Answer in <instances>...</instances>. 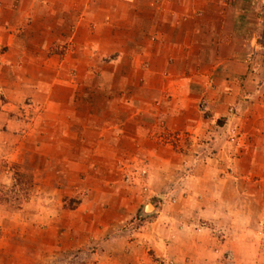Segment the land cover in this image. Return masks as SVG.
Instances as JSON below:
<instances>
[{
    "label": "crops",
    "instance_id": "obj_1",
    "mask_svg": "<svg viewBox=\"0 0 264 264\" xmlns=\"http://www.w3.org/2000/svg\"><path fill=\"white\" fill-rule=\"evenodd\" d=\"M37 1L0 0V19L7 23L11 16L13 44L20 51H34L33 44L48 49L35 37L40 30L53 36L74 31L72 45L82 54L89 36L95 38L94 48L121 53L109 77L116 87L108 94V123L86 130L81 101L75 113L67 111L68 120L65 112L56 113L51 124L52 148L63 149L59 156L78 177L93 175L85 169L89 147L100 157L92 172L108 181L114 179L112 158L126 154L125 149H140L141 155L155 156L164 166L173 155V166L182 167V153L173 149L165 133L177 134V148L187 136L188 144L208 138L225 146L230 132L240 135L235 137L233 172L220 176L208 170L210 164H227L226 155L224 162L208 159L199 163L201 169L187 173L195 183L189 194L205 197L197 199L193 227L189 221L182 227V208L170 204L157 207L155 216L140 214L128 221L137 209L128 205L119 187H104L97 193L107 203L82 204L71 220L51 218L44 230L36 225L29 245L34 258L43 248L45 253L56 247L85 251L98 244L84 264H220L228 239L219 241L212 229L202 235L198 224L201 218L220 222L213 197L225 194L226 188H212L213 180L225 187V181L235 180V193L256 197L255 204L264 210V0H44L57 6L47 13L51 24L40 23V29L35 26ZM29 60L35 67L48 63L35 56ZM67 60L60 66L67 67ZM122 67L124 72L118 70ZM115 119L126 124H115ZM69 149L76 150V161L69 160ZM250 181L252 189L246 186ZM151 209L153 205L146 207Z\"/></svg>",
    "mask_w": 264,
    "mask_h": 264
},
{
    "label": "rangeland",
    "instance_id": "obj_2",
    "mask_svg": "<svg viewBox=\"0 0 264 264\" xmlns=\"http://www.w3.org/2000/svg\"><path fill=\"white\" fill-rule=\"evenodd\" d=\"M54 6L57 4L37 1L36 27L40 29V23L51 24L47 13L54 10ZM7 17V23L0 19V264H84L86 259L92 258V251L98 248V244H92L85 251L81 248L60 251L56 247L45 253L43 248L39 257L34 258L29 246L33 243L31 231L36 225L44 230L45 221L51 218L63 223L71 220L73 212L82 204L107 203V197L97 193L104 187H119L128 205L137 209L128 221L140 217V214L155 216L157 207L170 204L182 208L180 213L186 217L182 220V227L186 221H189L188 227H193L197 199L205 197L189 194L195 183L186 178L187 173L201 169L199 163L208 162V159L217 158L224 162L226 155L229 158L227 164H210L208 170L220 176L233 172V160L238 157L236 139L240 134L230 132L225 146L219 141L212 143L208 138L198 139L196 145L188 144L187 136L185 144L177 148V134L165 133L174 145L173 149L178 153L181 151L182 167L173 166V155L169 164L164 166L155 162V156L141 155L140 149H125L126 154L112 158L114 179L108 178V181L95 177L97 173L92 172L97 169L96 162H100V157L89 147L86 148L85 169L91 170L89 175H93L78 177L71 165L59 156L63 149L57 152L52 148L51 124L56 113L60 116L65 112L64 120H68L67 111L72 109L75 113L77 107L81 108V101L86 130L91 124L108 123L110 115L105 110L109 103L108 94L116 87L109 77L115 72L114 65L121 53L94 48L95 38L89 36L82 54L72 45L74 31L67 36H53L42 35L40 30L35 37L44 40L48 49L41 50L42 46L33 44L34 51L22 52L13 44V23L11 16ZM30 56L39 60L60 59L48 60L45 65L35 67L32 63L39 61L29 60ZM66 58L65 63L71 66H60L59 62ZM118 70L124 72V67ZM229 111L236 113L235 108ZM112 122L126 124L124 120ZM216 122L219 124L222 119ZM234 123H229L231 130ZM85 134L87 136V131ZM68 157L70 161H76V150L69 149ZM213 183H216L212 184L214 189L226 188L225 194L213 197L215 219L220 222L201 218L198 223L203 228L201 234L209 235L212 229L219 241L228 239V246L222 254L225 259L220 264H264V210L255 204L256 197L238 196L234 190L235 180L225 181L229 184L226 187L219 179ZM252 184L250 181L246 186L252 189ZM148 203L153 205L150 211L146 210ZM199 226L194 228L198 230ZM24 257L27 260L22 263Z\"/></svg>",
    "mask_w": 264,
    "mask_h": 264
},
{
    "label": "water",
    "instance_id": "obj_3",
    "mask_svg": "<svg viewBox=\"0 0 264 264\" xmlns=\"http://www.w3.org/2000/svg\"><path fill=\"white\" fill-rule=\"evenodd\" d=\"M148 205H152V204H151V203H148ZM148 205H147V206H148ZM151 210H152V209H151ZM149 211H150V210H149Z\"/></svg>",
    "mask_w": 264,
    "mask_h": 264
}]
</instances>
